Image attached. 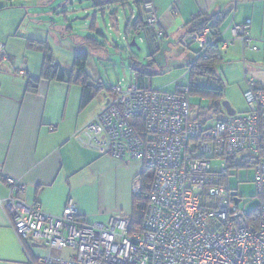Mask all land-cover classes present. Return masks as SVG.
<instances>
[{"label":"built area","instance_id":"1","mask_svg":"<svg viewBox=\"0 0 264 264\" xmlns=\"http://www.w3.org/2000/svg\"><path fill=\"white\" fill-rule=\"evenodd\" d=\"M146 11L149 25L158 24L150 4ZM249 28L247 20L230 34L255 51ZM208 34L205 29L190 35L200 54ZM112 93L84 126V141L153 171L141 231L130 234V219L120 216L88 224L72 199L59 216L44 213L18 196L24 185L7 178L6 186L17 196L1 205L17 236L41 241L49 251H71L58 264H264V90L244 93L242 116L215 122L190 117L187 85L173 94L119 82ZM246 167L255 169L258 205L252 212L239 206L241 200L228 186L230 170ZM140 188L136 182L133 193ZM41 262L55 264L51 256Z\"/></svg>","mask_w":264,"mask_h":264},{"label":"crops","instance_id":"2","mask_svg":"<svg viewBox=\"0 0 264 264\" xmlns=\"http://www.w3.org/2000/svg\"><path fill=\"white\" fill-rule=\"evenodd\" d=\"M54 1L0 0V45H3L0 48V264H43L41 260L47 256H51L55 264H58L59 260L72 254L69 250L49 251L41 241H25L17 236L10 225V217L1 205L2 201L16 195L6 186L7 178L24 185L25 191L19 197L44 213L59 216L67 202L72 199L83 221L88 224H103L113 217L110 215L130 219L132 212L133 185L129 181H120V178L115 182L114 176L124 171V167L128 165L136 173L142 170L140 163L115 160L84 141V126L111 100L112 90L103 89L91 102L81 107L82 87L79 84L41 78L44 59L40 54L43 51L38 46L31 45L30 40L46 41L43 40L44 21L40 22L45 13L42 7L51 5ZM141 1L153 4L159 22L156 28L164 31L159 39H148L149 44L152 43L149 55H153L162 39H165L168 47L178 42L188 56L193 42L190 40L187 22L199 13L228 12L222 30L224 38L231 37L228 29L232 24L250 20V33L261 48L257 52L248 51L253 62L248 63L247 68L245 58L240 61L242 67H245L244 72H249L252 78L243 91L247 87L248 90L251 87L254 90H264V0ZM64 4L66 3L61 2L59 6L65 7ZM135 7L128 6L130 14L136 10ZM141 16L143 20V14ZM96 17H92L91 22ZM111 18L115 19L113 16ZM24 24L29 29L35 27L33 31L26 30V36L22 35L23 29L21 30ZM109 25L114 27V24ZM61 30H66L69 35L73 32L66 26H62ZM48 34L50 37L49 32ZM130 42L134 46L133 38ZM80 44H85L84 40ZM222 49V53L230 50L232 57L241 53L242 58L246 52L237 42L231 46H223ZM199 50L198 47L194 55ZM37 56L39 57L36 62ZM181 60L176 58V61ZM192 60L193 57L188 59L187 67ZM72 64L73 62L71 66ZM71 68L68 73L64 71L66 78L70 76ZM139 69L132 70L137 77L136 81L147 88L146 77L151 78L150 76L157 75L158 72H149L145 67ZM188 70L184 77L188 76ZM31 78L39 80L35 92L27 90ZM200 78L202 77H196L195 82L204 87V83L199 81ZM97 83L99 81L91 78L93 90L97 89ZM187 84L188 82L185 85ZM240 88L242 89V85ZM128 162L131 163L125 164ZM109 183L112 184L116 197L123 198L124 203L106 210L101 205L100 194L103 184L108 190Z\"/></svg>","mask_w":264,"mask_h":264},{"label":"rangeland","instance_id":"3","mask_svg":"<svg viewBox=\"0 0 264 264\" xmlns=\"http://www.w3.org/2000/svg\"><path fill=\"white\" fill-rule=\"evenodd\" d=\"M61 2L66 3L64 4L66 6H59ZM42 9V11H45L44 19L42 17L40 20V22L44 21L45 26L43 40H46L48 45H50L55 61L66 73H68L72 67L71 63L73 62L74 52L76 50L87 52V73L93 80L100 81L106 88L111 86L114 87L119 82L122 84L135 83L140 86L136 81L137 77L134 71H132L133 66H136V68L145 67L149 72H158L157 75L150 76L151 78L146 77V86L151 90L173 92L176 86L185 85L187 83V77H184V74L188 70L187 61L191 57L194 59V53L198 50L197 43H192V47L190 48L191 51L188 52V56L187 51L184 53L178 42L172 43L170 47H168L165 44V39H162L161 44L158 45L157 51L154 52L153 55H149L148 45L140 43L137 38L136 46H131V44H129L131 36H126L123 32L126 22L124 12L127 15L130 13L128 7H126L125 10L123 8L118 9L116 16L117 22L111 18L109 11H107L104 16L98 13L96 27L98 31L104 32L105 38L102 39L104 47L97 50L92 49L86 44H80L83 40L85 42L86 36L96 35L91 31V19L95 13L90 1L55 0L51 5H45ZM22 10L24 11V8ZM105 24H114V30L109 31L108 28L105 27ZM62 26L71 28L73 31L70 33L71 35H69L66 30H61ZM34 28L35 27H30L31 31H33L32 29ZM22 29V35L26 36L24 34L26 30H30L29 27L24 24L21 27V30ZM47 32L50 33V37H48L49 34L47 35ZM98 39L101 42V37H98ZM176 48H179V50H176ZM248 51L249 50L245 52L242 58L241 53L236 57H232V52L230 50L226 53H222L223 60L216 65L215 72L216 76L220 78L224 84V91L219 98L212 96L203 97L197 94L190 96L189 108L192 118L215 122L219 117H228L230 114L223 107L224 102L229 104L231 109L236 112L237 116H242L243 113L246 112L247 106L243 95L248 90V87L245 91H243V89L246 87L247 83L249 86V82L252 78L249 72H244L245 67H242L240 61H243L245 58L246 68L248 63L253 62L252 58L248 55ZM33 53L40 54V52H32V54ZM40 55L43 57L44 53ZM38 57L39 56L35 59L36 62ZM231 57L234 59H231ZM176 58L182 60L176 61ZM199 81L205 83L203 77L200 78ZM209 85L216 86V83L210 80ZM241 85L242 89L240 88ZM251 89H253V87H251ZM207 106L213 110L218 106L221 110L219 114H214V111H206ZM205 114L208 116L205 118L199 117V115ZM104 155L111 157L109 153ZM130 163L131 162L125 164ZM124 168V171L121 173L118 172L114 176L115 182H117V178H120V181L123 182L129 181V184L133 186L136 182H140L138 174L141 169L136 173V170H133L132 166L128 165ZM140 168H142L141 165ZM229 174L228 186L237 193L239 200H241L239 206L246 212L254 211L258 205L255 186V169L253 167L231 169ZM103 186L102 194H100L102 195L101 205L103 209L111 210L114 209L116 205L124 203L123 198L116 197L115 190L112 188L111 183L108 184V190L104 184Z\"/></svg>","mask_w":264,"mask_h":264},{"label":"trees","instance_id":"4","mask_svg":"<svg viewBox=\"0 0 264 264\" xmlns=\"http://www.w3.org/2000/svg\"><path fill=\"white\" fill-rule=\"evenodd\" d=\"M90 1L93 9H94V16H98L101 14L102 16L105 15L106 10H111L110 15L113 16L115 19L114 21L117 22L116 13L119 8H123L124 10L128 6H136V10L132 14L129 13V15L125 14L124 17L126 18V22L124 24L123 32L126 36H131V38L134 39V46H136L137 40L140 43L148 44V51H150L149 44L150 41L148 39H159L160 37L157 36V31L160 30L159 28H156L158 24L156 25H149L148 23V17H149V11H146V6L151 5L153 7V12L156 15V9L153 6V4L149 1L142 2L141 0H88ZM144 16L142 20V14ZM229 13L228 12H216V13H210V14H203L199 13L197 15H194L191 17L189 22H187V26L189 27L190 34L193 33H200L203 30L207 29L209 31L207 44L205 46V52L203 54H200V50L197 53L198 56L193 59V61L188 65V76H187V82L189 87V95L193 96V94H197L199 96L203 97H215L219 98L221 97L223 91H224V84L220 78L216 76L215 67L217 64L222 62V48H223V40H230L229 46H231L234 42L240 43L238 40H234L232 37L229 36V38H224V34L222 33V30L224 29V24L227 20ZM157 17V16H156ZM97 17L92 22L91 25V31L92 33H95L96 35H88L85 37V44L91 47L92 49H100L104 47V43L102 41L103 38H105L103 31H98L97 26ZM248 20V19H247ZM245 20V21H247ZM243 21V23L245 22ZM250 21V20H249ZM242 24V23H240ZM237 24H232L228 31L230 33V29ZM239 25V24H238ZM105 27L108 28V30H112L113 26L109 24H105ZM250 28H251V21H250ZM249 28V33H250ZM153 30V31H152ZM96 31V32H94ZM137 33H136V32ZM164 33V32H163ZM162 33V35H163ZM231 35V34H230ZM97 36V37H96ZM98 37H101V42L98 39ZM250 37L252 39V45L257 48V50H252L251 47H244V51H253L257 52L261 47H259L258 41H256L251 33ZM124 38V37H123ZM125 39V38H124ZM127 40V39H125ZM31 45L38 46V49L43 51L44 56V63L42 66V72H41V78L47 79V80H55V81H66L70 82L73 81L77 84H79L82 87V98H81V107L86 106L89 102L93 100V98L96 96V94L103 89H107L108 91H111L113 86L111 87H104V85L99 81L97 83V89L93 90L92 86L90 84L91 77L87 73L86 65L88 60V54L85 51H76L74 54L73 64L70 72V76L66 78V73L61 68L59 64L56 63L55 58L52 54V50L50 45H48L47 41L37 42L35 40H30ZM131 44V42L129 43ZM264 46V43H263ZM151 54V53H150ZM134 60V59H133ZM132 60V62H133ZM131 62V63H132ZM132 66V64H131ZM136 68L133 66L132 70ZM144 67H142L143 69ZM139 69V68H138ZM140 70V69H139ZM143 71L141 70V73ZM140 74V72L138 71ZM143 74V73H142ZM196 77H203L205 79L204 87L198 86L196 84ZM213 80L216 83V86H210L209 81ZM38 78H31L28 81L27 84V90L31 92H35L38 88ZM183 86H176L174 89V92L169 93H179L181 91ZM140 88H144L142 86H139ZM148 89V88H146ZM211 110L214 111V114H219L220 108L217 106L216 109L209 108L207 106L206 111ZM208 116L205 115H199V117L205 118ZM219 117L218 119H220ZM139 134L142 139L145 138V135L143 133ZM234 168V167H232ZM141 183L140 193L138 195H133L132 199V212L130 216V226H129V233H135L141 231L143 221L145 218L146 209L148 206L147 196L150 191V188L152 186V180H153V171L149 169L148 167H142L141 172L138 175ZM18 196L21 194V192L17 193ZM17 196V195H15ZM29 247V245L27 246ZM26 247V248H27ZM29 251V249L27 250Z\"/></svg>","mask_w":264,"mask_h":264},{"label":"bare ground","instance_id":"5","mask_svg":"<svg viewBox=\"0 0 264 264\" xmlns=\"http://www.w3.org/2000/svg\"><path fill=\"white\" fill-rule=\"evenodd\" d=\"M129 84H132L133 86H135L137 89H139V90H143V91H157V92H164V91H162V90H151V89H146V88H140L137 84H135V83H129ZM188 86V85H187ZM189 88V87H188ZM179 92H181V91H179ZM166 93H169V92H166ZM173 94H177V93H173ZM189 111H190V108H189ZM236 115V112H234L232 115H230V116H228L227 117V120L229 121L233 116H235ZM190 117H191V115H190ZM192 118V117H191ZM192 119H194V120H196V119H199V118H192ZM200 120H203V119H200ZM203 121H209V120H203ZM145 135V134H144Z\"/></svg>","mask_w":264,"mask_h":264},{"label":"water","instance_id":"6","mask_svg":"<svg viewBox=\"0 0 264 264\" xmlns=\"http://www.w3.org/2000/svg\"><path fill=\"white\" fill-rule=\"evenodd\" d=\"M134 45H135V44H134ZM223 107L226 109V111H227L230 115H232V114L234 113V111L231 109V107L229 106L228 103L224 102V103H223Z\"/></svg>","mask_w":264,"mask_h":264},{"label":"clouds","instance_id":"7","mask_svg":"<svg viewBox=\"0 0 264 264\" xmlns=\"http://www.w3.org/2000/svg\"><path fill=\"white\" fill-rule=\"evenodd\" d=\"M193 42V41H192ZM112 90V89H111ZM134 194V193H133Z\"/></svg>","mask_w":264,"mask_h":264}]
</instances>
